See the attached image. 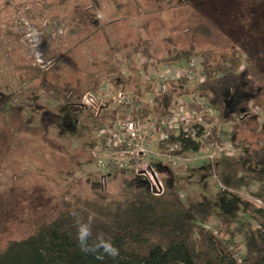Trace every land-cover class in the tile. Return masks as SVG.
Instances as JSON below:
<instances>
[{
  "label": "rangeland",
  "instance_id": "374dc122",
  "mask_svg": "<svg viewBox=\"0 0 264 264\" xmlns=\"http://www.w3.org/2000/svg\"><path fill=\"white\" fill-rule=\"evenodd\" d=\"M34 37L48 48V58L54 61L48 68H41L50 80L47 84L27 69L30 64L40 69L34 64ZM251 41L264 49V0H0V125L13 118L11 107L26 122L12 153L0 164V195L7 201L2 210L6 216L1 218V245L31 234L34 221L43 211L56 208L65 197L76 194L103 201L119 199L126 185L147 182L136 172L121 174L114 169L103 186L97 165V156L104 152L102 139L88 118L89 112L76 105L66 107L64 100L54 98L42 83H57L60 92L67 91V85L87 92L98 84L95 93L104 98L124 88L131 96L145 93L150 99L146 90L152 82L159 93L163 78L188 75L189 82L178 100L209 106L198 88L202 82L200 57L193 67L185 62L157 65L140 53L143 46L158 59L179 50H191L200 56L211 49L231 52L241 46L249 48ZM242 90L244 97L251 94L246 88ZM227 98L224 114L235 103V96ZM247 107L260 115L259 124L248 120L240 126L237 121L242 114H236L225 129L238 126L232 138L253 146L264 137L260 132L264 128V108L254 101ZM197 163L191 162L188 166L193 168L181 173L187 178L183 198L188 194L206 198L218 214L228 212L238 223L248 220L256 225L248 207L250 201L261 204L253 193L257 186L227 190L216 175L194 170L209 163ZM159 167L164 168L160 175L165 185L181 172L178 166ZM218 221L215 217L212 224ZM209 227L218 233L212 225ZM237 241L244 255L243 236L238 235Z\"/></svg>",
  "mask_w": 264,
  "mask_h": 264
},
{
  "label": "trees",
  "instance_id": "16d2710c",
  "mask_svg": "<svg viewBox=\"0 0 264 264\" xmlns=\"http://www.w3.org/2000/svg\"><path fill=\"white\" fill-rule=\"evenodd\" d=\"M143 48L140 53L157 65L190 64L200 57L202 82L198 88L209 100V106L217 111L216 117L206 114L204 120L206 126L213 125L215 132L220 130L232 138L238 126L227 130L225 124L235 119L236 114H242L237 121L240 126L248 120L259 124L260 115H254L247 106L249 101H254L257 107L264 108V49L256 47L252 41L249 48L241 46L231 52L217 53L211 49L200 56L191 50H179L158 59L149 54V48ZM27 69L34 73L35 79L41 78L46 84L50 82L41 68L30 64ZM188 82V75L168 80L167 93L159 95L153 107L146 104L143 114L147 115L150 109L157 113H170ZM46 84L42 83L41 86L54 98L64 100L66 107L79 106L78 101L85 93L80 87L72 85H67V91L60 92L59 84ZM97 85L89 91L96 92ZM148 86V93L156 91L153 82ZM245 88L251 92L246 97L242 90ZM251 90H255V93ZM122 91L125 89L122 88ZM233 96L234 106L224 114L229 102L227 97L230 99ZM133 97L145 98V93L135 92ZM186 104L199 111L204 109L203 104L195 101ZM9 110L14 119L5 126L0 125V164L5 155L12 153L14 143L26 123L16 108ZM88 118L99 130V122L91 112ZM184 129L178 136L168 131L170 137L163 146L179 143L184 150L194 152L206 148L211 136L206 137L204 125L191 122ZM194 131L203 140L193 139ZM260 132L264 134V128ZM233 144L238 150L234 155L223 154L216 158L213 166H196L194 170L216 175L227 190L243 191L257 186L253 193L261 204L250 201L248 207V212L256 217V225L248 220L238 223L228 212L218 214L206 198L191 194L183 198L182 192L187 191V178L181 173L193 167L180 166L177 168L181 172L173 176L172 183L166 181V191L162 195L154 194L144 181L142 186L126 185L122 188L124 196L119 199L103 201L76 194L71 198L65 197L56 208L49 207L43 211L34 221L35 228L31 234L22 239L9 240L4 246L0 242V264H264V137L258 138L253 146H245L241 139ZM159 166L160 163H157L160 173H164V168ZM117 172L127 174L135 171L126 168ZM6 203L0 195V226L1 218L6 216L2 211ZM73 211L85 220L91 215L94 219L92 239L100 232L105 237H111L114 246L119 249V256H105L100 260L94 254L82 252L76 240V227L71 215ZM215 217L219 221L212 224ZM210 225L217 230V234ZM238 235L243 236L244 255L241 254L243 247L237 241Z\"/></svg>",
  "mask_w": 264,
  "mask_h": 264
},
{
  "label": "built area",
  "instance_id": "2783aa9c",
  "mask_svg": "<svg viewBox=\"0 0 264 264\" xmlns=\"http://www.w3.org/2000/svg\"><path fill=\"white\" fill-rule=\"evenodd\" d=\"M39 41L34 37L31 45L34 64L46 69L54 61L48 58L46 53L48 48L46 49ZM194 62L193 60L187 66L193 67ZM177 78H163L159 93H150L152 96L150 99H146V96L135 98L122 90L110 93L107 98L99 96L94 91L83 94L79 106L91 112L99 122V135L104 152L97 156V165L101 171L100 181L103 186L109 181L114 169L134 167L135 172L149 183L153 193L162 195L166 191V185L157 163L180 167L191 162L200 164L199 162L205 160L213 166L217 157L236 153L230 135L220 130L215 132L213 125L206 126L204 120L206 114L210 117L217 116V111L213 107L203 104V111H199L178 100L170 113H157L150 109L147 115L143 114L146 104L153 107L159 95L167 93V81ZM191 122L204 125L206 137L211 136L204 150L187 151L179 143L163 146L170 137L168 131L178 136ZM192 136L195 140H203L197 131H194Z\"/></svg>",
  "mask_w": 264,
  "mask_h": 264
},
{
  "label": "clouds",
  "instance_id": "9594fccd",
  "mask_svg": "<svg viewBox=\"0 0 264 264\" xmlns=\"http://www.w3.org/2000/svg\"><path fill=\"white\" fill-rule=\"evenodd\" d=\"M71 215L74 217L77 244L82 252L94 254L100 260H103L105 256L112 258L119 256V249L114 246L111 237H105V234L100 232L95 239H92L94 219L91 215L86 220L75 211Z\"/></svg>",
  "mask_w": 264,
  "mask_h": 264
}]
</instances>
